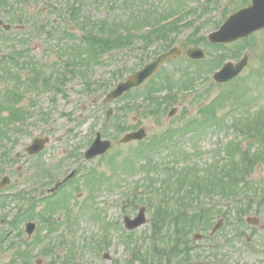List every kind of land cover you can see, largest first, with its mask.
Masks as SVG:
<instances>
[{
    "label": "rangeland",
    "instance_id": "374dc122",
    "mask_svg": "<svg viewBox=\"0 0 264 264\" xmlns=\"http://www.w3.org/2000/svg\"><path fill=\"white\" fill-rule=\"evenodd\" d=\"M125 1L0 0V20L12 29H0V94L10 92L14 86L22 89L14 84L9 71L24 80L33 76L30 70L13 67L7 60L25 48L29 49L25 59L52 77L23 99L27 121L14 126L10 133H0V181L4 176L11 179L10 186L0 190V264H36L38 260L41 264H264V132L255 141L242 142L244 150L249 145L254 147L247 159L254 151L262 150L256 152L255 164L245 162L241 156L244 165L253 167L241 164L245 174L237 183V172L231 174L225 193L228 198L213 194L207 198L206 193L197 197L188 192V197L194 198L189 207L172 189L163 187L168 179H173L170 184L177 187L175 181L186 178V168L199 174L217 166L218 159L226 160L227 146L241 139L235 129L237 124L247 123L246 119L255 115H263L260 120H264V30L234 44L213 45L208 36L246 0H187L188 10L196 11L191 15L192 20L197 19L192 30L180 36L166 32L169 42L152 38L154 43L149 46L135 40L130 48L103 56L100 63L82 67L79 74L71 73L75 67L71 58L77 63L79 53L87 52L89 43L85 37L92 24L95 30L103 22L106 28L114 22H126L127 31H132L130 16L122 8ZM143 1L156 6L161 15L178 9L172 5L181 0ZM206 4H210L209 10L202 7ZM19 26L24 28L19 30ZM196 29L198 33L192 37ZM174 39L173 46L182 48L183 55L166 61L154 78V90L160 97L166 95L163 85L167 79L172 82L170 89L177 88L178 101L173 106V102L159 107L158 101L154 106L146 101L143 105L147 109L138 110L140 107L130 101L136 96L134 91L127 99L102 105L110 91L153 62ZM192 47L202 49L207 58L189 60L186 51ZM244 56H248L249 64L239 77L227 84L214 81V74L224 64H235ZM60 74L66 78L61 86L64 92H55L51 82L60 87L55 81ZM189 79L192 82L188 83ZM149 84L140 90L144 92ZM250 87L252 91L241 101L240 94ZM173 108L178 113L168 118ZM109 109L114 115L105 123ZM204 109L216 112L211 118L214 121L206 119L211 116L202 112ZM10 120L14 123V119ZM186 121L191 123L188 136L183 128ZM180 126L182 133H175L173 128ZM141 128L148 133L145 142L118 144L125 133ZM68 129L73 131L66 135ZM98 132L103 139L112 141V148L106 155L87 161L84 154ZM45 137L50 139L46 149L29 157L26 148L35 139ZM163 137L168 142L158 145ZM153 140H157L153 149L143 148ZM143 150L154 155L146 153L143 157ZM44 168L52 171V182ZM73 171L78 172L73 183L47 207L48 203L42 201L47 190ZM92 171L89 177L87 174ZM85 176L90 179L86 181ZM213 177L219 178V171L213 172ZM180 185L185 189L184 182ZM22 191L36 199L29 211H25L29 203L18 194ZM181 195H186V191L178 194ZM196 198H201L202 207H208L192 215L199 222L197 225H189L193 220L188 213L197 211L193 209ZM42 211L55 219L61 217L53 224L54 232L47 233L46 227L40 226ZM141 211L146 219L144 225L133 230L126 228L125 218L135 219ZM19 213H24V217L11 225ZM248 217H258L259 225L249 226ZM221 219L223 226L212 233ZM28 222L37 225L30 237L25 232ZM225 237L229 239L227 243Z\"/></svg>",
    "mask_w": 264,
    "mask_h": 264
},
{
    "label": "trees",
    "instance_id": "16d2710c",
    "mask_svg": "<svg viewBox=\"0 0 264 264\" xmlns=\"http://www.w3.org/2000/svg\"><path fill=\"white\" fill-rule=\"evenodd\" d=\"M186 2L188 1L181 0L180 2H178V5H172L173 7H177L178 9L172 12L168 11L166 14L160 15L158 13V9L156 6L147 4L143 0H137V2L136 0L134 1L126 0L124 2V5H122V8H124L127 14H129L130 16L129 24H130V28L132 29V31H127L126 22L125 24H123V22L122 23L114 22L112 24L113 26L109 28H106L107 25L106 23L103 22L100 25H98L95 30H93V24H92L89 28L91 30H89L88 34L85 37L89 43L87 52L84 54L79 53V61L77 63L75 62L76 59L72 60L71 58V62L75 65V67L70 72L76 75L78 73V70H80L82 67L85 68L88 64H91L92 62L100 63V60L103 58V56L111 52L121 51V50L130 48L135 40L142 41L144 46H149L150 44L152 45V43H154L153 42L154 40L152 38H155L157 40L163 39L162 40L163 42L164 40L166 42H169L167 39L169 37L168 35H166L167 34L166 32L173 33L175 36H180L181 34L189 30H192L197 22V19L192 20L191 15H194L196 11L191 12L190 10H188V6L186 5ZM209 6L210 4H206V6H202V7H206L208 9ZM167 7H170V6H167ZM188 18H191V19L188 20ZM143 30H146V31H143ZM139 31L141 32L138 33ZM124 32H127V33H124ZM161 32H164L165 34H162ZM197 33H198V30L196 29L193 32L192 37H194ZM153 36H156V37H153ZM170 41L172 42L168 45V47H165L163 51L171 48L173 46L174 41L176 40L174 39ZM82 56H83V59H82ZM67 65L71 66V64H67ZM65 79H66L65 77L60 78L59 79L61 81L60 83L63 84V81ZM189 82H192L191 79L188 80V83ZM56 91L60 92L61 90L60 88H56ZM245 95H246L245 92L240 94L241 101H242L241 97ZM10 96H12L13 98L15 96V99L17 100H21L23 98V96H21V94L19 93L13 94L10 92L6 94L5 98H1L0 100V133H2V131H5L4 127H7L10 124H12L13 121H11L10 118L14 119L16 116L18 118L23 117L21 112L18 110L16 114L14 113V109L12 108V102L10 100ZM5 111L9 112L8 116L2 115L3 112ZM204 111H206V115L211 116V117H206V119L210 120V122L211 120L214 121V119H211V118H213L214 113L216 112L213 111V109L202 110V112ZM262 116L256 117L255 115L251 118L246 119L248 120L247 123L237 124V127H235V129H237V132H240L241 135L239 137H241V139L236 140L235 143H232L229 146H227L225 150L226 152H224L226 156V160L220 161L217 166L213 168L211 167L206 172H201L199 174H197L196 172H195L196 174H193L194 173L192 171L193 168H186L185 170L186 178L183 181H175V183L178 184L177 185L178 190L176 186L170 184L173 179L166 180L163 184V187L165 188L167 187L168 190L172 189L173 190L172 192H175L176 197H178V199L180 200L184 199L183 202L185 204H188L189 207H192L191 203H193L194 198H192L191 196L188 197V192L193 193V194L196 193L197 197H204L206 196L205 193L207 194V198L209 194H213L216 196L220 195V196L225 197L226 196L225 193H227L226 187L228 186V180L230 179L231 174L235 171L237 172L236 174V183H237V179L239 177H243V174H245V173H242L240 166L245 164L244 161L245 162L248 161L249 163L253 162L252 164H255L256 161L254 160H256L255 159L256 152L262 150L260 149L256 152L254 151L251 158L249 157V159H247L248 153L250 154V151L254 147L252 145H249L248 148L247 149L245 148L246 150H244L242 146L243 141L247 143L250 142V140L255 141L258 136L262 135V133L264 132V120H260ZM203 124H206V122H204ZM203 124L202 126H204ZM217 125L218 124H216V126ZM189 126H191V123H189L188 127ZM261 139L262 141H264V135H262ZM2 140H3V136L2 134H0V143L2 142ZM4 150L6 151V149ZM146 153H148V151L143 150L142 156L143 154H146ZM148 155H151V153L149 152ZM227 156L229 157V159H227ZM241 156H243L244 158L243 162H241ZM244 166L253 167V166H250V164L249 166H247V164ZM243 170H246V169H243ZM215 171H219V176H220L219 178H214V177L211 178V174ZM240 173H242V175H240ZM187 174H188V177H187ZM183 182H184L185 189H183V186L180 185ZM195 187H197L198 188L197 190L199 191L195 190ZM192 188H194L193 192L191 191ZM181 191H186V195L184 196L181 195L179 197L178 194ZM210 191L212 192L209 193ZM199 199L201 198H196L197 203L193 209L195 210L197 209V211H204V209H206L208 205L205 204L202 207V203H200ZM198 202L200 204H198ZM175 208L177 211H179L177 205ZM24 215H25L24 213H19L15 217V220L13 221L12 224L16 225L24 217ZM40 217L44 221V224L46 225L48 232L52 233L56 230V228L53 227V224L58 222L57 219L51 216H44V215ZM195 223H196L195 220H193V222H191L190 224L194 225ZM56 259H58V256H56Z\"/></svg>",
    "mask_w": 264,
    "mask_h": 264
},
{
    "label": "water",
    "instance_id": "95a60500",
    "mask_svg": "<svg viewBox=\"0 0 264 264\" xmlns=\"http://www.w3.org/2000/svg\"><path fill=\"white\" fill-rule=\"evenodd\" d=\"M2 24V21H0ZM6 29L9 27L6 26ZM264 29V0H252L251 6L242 9L232 16H230L221 28L209 35V41L212 44H228L240 39L246 38L249 35ZM182 54V50L174 48L171 51L158 57L156 61L147 65L143 70L132 75L126 82L120 83L113 91H111L105 97L103 104L107 105L114 100L121 98L125 93L129 92L134 88L140 87L144 82L150 79L155 73L158 72L161 65L167 58H177ZM187 55L192 60H203L206 58L205 53L200 48H192L188 50ZM248 63V57L246 56L240 63L233 65L232 63L226 64L219 72L214 76V79L218 83H226L235 77H237L245 68ZM112 111L108 112L107 118L110 119ZM71 133V130L67 134ZM146 136L144 130H140L135 133L127 134L120 143H129L135 140H142ZM49 140L38 139L35 140L33 145L28 149L30 155H35L41 152ZM111 148L110 141H103L101 135L98 134L96 140L90 149L86 152L85 157L91 160L97 156L105 154ZM74 176V173L65 179L62 183L56 186V189L66 183L69 179ZM9 183V179L5 178L0 185V189L4 188ZM55 191V190H54ZM146 219L144 213L140 215L134 221L130 219L126 220L127 227L129 229H135L142 226ZM248 223L250 225H256L258 219L249 218ZM35 224L29 223L26 226V232L31 236L35 231ZM219 228V227H217ZM216 228V229H217ZM40 264V261L37 262Z\"/></svg>",
    "mask_w": 264,
    "mask_h": 264
},
{
    "label": "flooded vegetation",
    "instance_id": "af4514ba",
    "mask_svg": "<svg viewBox=\"0 0 264 264\" xmlns=\"http://www.w3.org/2000/svg\"><path fill=\"white\" fill-rule=\"evenodd\" d=\"M42 26V24H40V27ZM38 27V26H37ZM18 28V27H17ZM17 28H15V29H17ZM23 29L24 27L23 26H19V30H21V29ZM0 29H2V30H4L5 32H9V31H11L12 29H9V31L8 30H6L5 28H4V25H0ZM29 51V49L28 48H25V49H23L22 51H19V52H15V54H13L12 56H9L8 58H7V60L10 62V64H12L13 65V67H17V68H25V69H27V70H30L31 72H32V74H33V76L30 78V80H24L23 79V77H21L20 75H18V73H17V75L16 74H13V81H14V84L16 85V83H18V84H21V86H22V89H20V91H21V96H23V98L21 99V100H17V99H15V96H14V98L12 97V96H10V100H11V102H12V108L14 109V113L16 114L17 113V110L18 111H20L21 112V114H22V116H23V114H24V116L23 117H15L14 119V123H12V125L10 126V129L8 130V132L10 133V131H13V127L14 126H16V125H18V124H24L25 123V121H27V111H26V109L21 105L22 104V101H23V99L27 96V94L29 93V92H32V91H38L40 88H39V84H41V85H43L44 83H47L48 82V80L47 79H45L44 77H45V74L44 73H42L41 71H40V69L38 70V68H37V66L34 64V63H32V61L29 59V58H26L25 59V57L28 55V52ZM34 68H36V70H34ZM161 70V69H160ZM159 70V71H160ZM159 73V72H158ZM157 73V74H158ZM157 74L151 79V80H149V81H147V82H150V84L148 85V87L146 88V90L144 91V92H142L141 90H140V88H142L145 84H143L140 88H138V89H135V90H133V91H131V92H133V93H135L136 94V96L135 97H133L132 99H130V101L133 103V105H137L138 107H140L138 110H141V108H143V109H147V106H144L143 105V102H145V104H147L146 103V101L148 102V103H150V104H153V106H154V104L156 103V101H158L160 104H159V107H162L163 105H165V104H168L167 102H173L172 103V106H173V104L174 103H176L177 101H178V93H179V91H177V88H176V90H172V89H170L171 88V85H172V82L169 80V79H167L166 80V82L164 83V88L166 89L164 92H166V95L165 96H163V97H160V95H159V93L158 92H156L155 90H154V88H155V86H156V84H155V80H154V78L157 76ZM18 77V78H17ZM46 77H48V76H46ZM16 78H17V80L18 81H16ZM52 78V77H51ZM52 80V79H51ZM50 80V81H51ZM56 81V83H58V85L60 86V87H56L55 85H53L52 83H53V81L51 82V88L56 92V88H60L61 89V86H63V84L62 83H60L61 81H59V80H55ZM34 83V84H33ZM20 87V86H19ZM11 92L12 93H14L15 94V92H16V90H15V86H14V88L13 89H11ZM26 92V93H25ZM60 92H64L62 89H61V91ZM131 92H129L128 94H126L122 99H127V97L129 96V94H131ZM1 98H2V95L0 94V100H1ZM121 99V100H122ZM159 107H157V108H159ZM152 112H157V111H152ZM10 113H12V112H10ZM158 113V112H157ZM178 113V109L177 108H173L169 113H168V115H167V117L168 118H172L173 116H175L176 114ZM184 124H186V126L185 127H183V128H185V133H186V135L188 136V121H186V123H184ZM15 128V127H14ZM181 126L180 127H178V128H173V130H175V133H182V131H180V129H183ZM140 130V129H139ZM136 131H138V130H136ZM136 131H132V132H136ZM126 134V133H125ZM145 134H146V132H145ZM11 136V135H10ZM164 136H167V135H164ZM148 137V133L146 134V136H145V138L142 140V142L141 143H143V142H145V140H146V138ZM9 140V139H8ZM57 140L59 141V140H61L60 138H57ZM164 142H168V139H166L165 137H163V142L162 143H159L158 145H160V144H164ZM133 143V142H132ZM140 143V142H139ZM140 143V144H141ZM12 144H13V142H12ZM11 144V145H12ZM157 145V140H153V141H151L150 143H147V145H145L143 148L144 149H147L148 151H150L151 149H153V147H155ZM6 146V145H5ZM168 148V147H167ZM157 149V148H156ZM18 170H21V168H18ZM43 171H45L47 174H49V181H53L54 180V177L51 175L52 173V171H46V169L44 168V170ZM77 172V171H76ZM78 175V172L76 173V175H75V177ZM5 177V176H4ZM3 177V178H4ZM9 177V176H8ZM75 177H73V179L72 180H70L67 184H65L62 188H60V189H58V190H56L55 192H52V190L55 188V186L60 182V181H57L56 183H55V185H54V187L53 188H50V189H48L47 190V195L45 196V197H43L42 198V201L43 202H47L48 203V206L47 207H49V205H50V203L51 202H54V201H56V199H58V197L61 195V193L65 190V188L67 187V186H69L70 184H72L73 183V181H74V178ZM2 178V179H3ZM10 178V177H9ZM84 179L86 180V176L84 177ZM11 180V179H10ZM64 189V190H63ZM24 194H25V196L28 198V202H31L32 201V196L30 195V193L29 192H27V191H24ZM58 209H60V207H58ZM45 211V210H44ZM229 239L227 238V237H225V242L227 243V241H228ZM220 246V245H219ZM217 247H218V245H217Z\"/></svg>",
    "mask_w": 264,
    "mask_h": 264
}]
</instances>
